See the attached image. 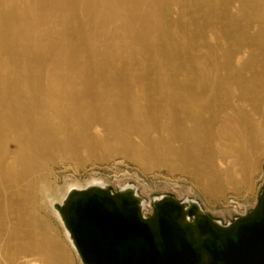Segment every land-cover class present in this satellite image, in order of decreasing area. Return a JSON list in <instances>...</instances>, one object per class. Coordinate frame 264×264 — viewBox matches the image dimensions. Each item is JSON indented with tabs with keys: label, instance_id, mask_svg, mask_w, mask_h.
Wrapping results in <instances>:
<instances>
[{
	"label": "bare ground",
	"instance_id": "6f19581e",
	"mask_svg": "<svg viewBox=\"0 0 264 264\" xmlns=\"http://www.w3.org/2000/svg\"><path fill=\"white\" fill-rule=\"evenodd\" d=\"M212 1L0 0V264H49L51 238L36 224L45 209L81 260L66 202L94 189L118 193L99 180L57 187L56 158L76 154L79 163L122 144L120 153L145 164L132 139L154 116L155 132L176 144L156 164H185L216 184L249 177L264 151V0H225L224 23ZM217 25L225 31L212 46ZM215 48L225 52L222 69ZM100 124L109 141L85 139ZM120 194L138 200L144 219L153 216L135 185ZM210 218L225 230L241 219ZM183 222L193 223L188 214Z\"/></svg>",
	"mask_w": 264,
	"mask_h": 264
},
{
	"label": "water",
	"instance_id": "95a60500",
	"mask_svg": "<svg viewBox=\"0 0 264 264\" xmlns=\"http://www.w3.org/2000/svg\"><path fill=\"white\" fill-rule=\"evenodd\" d=\"M106 190L72 195L64 206L83 264H264V189L255 214L228 230L197 201L185 212L186 205L166 196L144 219L137 199ZM185 214L192 224L184 225Z\"/></svg>",
	"mask_w": 264,
	"mask_h": 264
},
{
	"label": "rangeland",
	"instance_id": "374dc122",
	"mask_svg": "<svg viewBox=\"0 0 264 264\" xmlns=\"http://www.w3.org/2000/svg\"><path fill=\"white\" fill-rule=\"evenodd\" d=\"M216 1L218 2L216 12H218H213L212 15L214 18H216L215 14L220 16L217 19L224 23L225 0H214V2ZM214 2L212 1V3ZM193 16L191 14L187 15V23L191 26H197L198 22L196 19H192ZM218 25L217 30L215 28L213 30L216 35L212 34L211 38L209 37L212 46L213 44L216 45V39H220L222 32L225 31V26L222 28ZM191 40L192 38L187 43H190ZM223 48L225 49V45ZM203 52L206 51L203 50ZM210 54L212 58L214 57L217 60L216 64L222 69L225 64L224 50L216 52L215 48ZM196 70H199V68ZM210 107L213 109L212 104ZM146 124L145 129L138 131L132 139V142L141 148L146 155L145 164L135 158L132 152L128 155L120 153L124 145L119 144L117 148H111L112 153L108 156L101 153L89 156L85 154L82 155L79 163L74 160L76 154L72 155L71 159L67 161H63L59 157L56 158L55 172L51 176L52 181L57 187L62 188L66 181L70 180L84 187L94 180H99V182L103 181L104 184H107L115 193L120 192L121 186L135 185L139 195L146 200V207L143 210L145 216L153 215L155 199L162 196H172L183 205L189 202L188 199L198 201L209 216L223 223L244 218L258 206L264 189V151L258 156L252 173L242 183L235 184L225 181L224 184H216L214 180L207 182L203 176L204 174H197L196 169L187 167L185 164L178 163L177 169L170 168L168 166L169 162L162 165L156 164L154 158L161 151H166L172 144L174 146L176 144L169 142L168 138H162L160 132H155L157 125H160L158 115L154 116L150 122H144L143 126ZM106 131L102 124L95 125L92 131L85 136V139H95L103 143L108 142ZM87 132L88 127L83 128L82 133L86 134ZM176 162L179 161L176 160ZM48 211V209L42 210L36 223L38 227L45 228L51 238L50 246V243L44 241L47 245L48 263L60 264L59 257L63 256L62 264H83L79 256H72L70 253L67 246L68 242L64 236L66 231L60 227L57 219Z\"/></svg>",
	"mask_w": 264,
	"mask_h": 264
}]
</instances>
